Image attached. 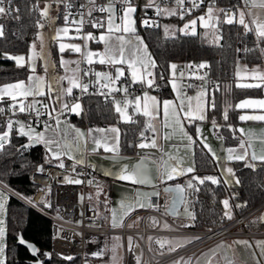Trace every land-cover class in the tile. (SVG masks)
Here are the masks:
<instances>
[{
    "label": "trees",
    "instance_id": "obj_1",
    "mask_svg": "<svg viewBox=\"0 0 264 264\" xmlns=\"http://www.w3.org/2000/svg\"><path fill=\"white\" fill-rule=\"evenodd\" d=\"M39 0H17L11 13L1 22L4 35L0 37V83L9 82L25 77L26 69L18 67L7 54L26 52L29 43L35 38L37 22H41V15L38 7ZM222 6H233L240 4V0H215ZM60 12L61 9H59ZM148 10L137 8L135 12L136 32L143 38L148 46L153 59L156 61V68L153 69L154 77L163 75L159 83L161 91L159 96L165 95L168 90L166 77L170 70L171 63L178 64L182 61L202 62L208 65V72L218 83L209 101L215 102V108L207 110V119H213L218 127L214 130L216 136L222 137L225 145L237 143L235 131L229 128V123H235L234 103L243 97L258 96L259 88H240L235 85L229 75L234 69V47L236 43L248 51L243 54L242 61L246 64H260L261 57L259 49L264 48V39L258 41L253 31L247 32L237 22L227 24L225 21L216 22L215 27L221 31L216 43H205L201 32L195 36L176 30L172 33H165L164 27L176 24L182 26L184 18L177 15H161L160 24L155 29L140 25V17ZM125 79L122 78L121 82ZM0 103H4L3 101ZM84 115L74 120L78 123H87L98 126H106L116 122V113L113 110L112 102L97 96H88L83 103ZM227 110L228 119H224V112ZM72 118V116H71ZM136 123H119L121 127L120 144L121 151L128 152L134 146L133 126ZM191 135L193 129L189 126ZM192 145V161L194 171L187 176L204 178L215 177L218 184L205 181L199 184L197 181L196 201L194 205L191 226L195 229L210 230L218 228L230 221L225 216L223 201H229L232 217L240 216L253 209L264 200V162H256L255 167H246L241 161L232 162L235 176L239 180L234 186L225 184L217 170L215 161L205 148L196 140ZM26 141L24 136L10 133L8 143L3 150H0V184L11 192L29 198L35 185L30 181L29 175L38 164L44 165L43 152L38 144L20 147ZM132 142V143H131ZM176 178L170 182H177ZM240 205V207H237ZM4 255L5 264H30V261L38 258L41 264H79L78 257L71 259L57 256L49 251L50 221L37 211L27 207L9 194L4 209ZM246 223V222H245ZM243 223V224H245ZM20 233L26 241L32 242L36 247V257H32L28 251L16 243V234ZM45 252L48 255L45 258Z\"/></svg>",
    "mask_w": 264,
    "mask_h": 264
},
{
    "label": "snow or ice",
    "instance_id": "obj_2",
    "mask_svg": "<svg viewBox=\"0 0 264 264\" xmlns=\"http://www.w3.org/2000/svg\"><path fill=\"white\" fill-rule=\"evenodd\" d=\"M57 2H62V0H57ZM115 2H118L122 4L121 12L123 13L122 16L119 17L120 23H115V3L114 0H108L107 5H97L96 0H88V3L92 5V7L88 8L87 15L91 17L93 11H100L102 13L106 12L109 13L107 17V25H106V31L101 33L99 37L93 35L92 33H87L83 37L80 36L82 31V26L84 24V13H80L81 19L79 21L72 20L71 23L76 25L75 32L76 36L72 37V39L76 38H83L85 40L84 43V51L82 52V48L78 44H66V43H59V51L60 53H64L66 49H71L72 51L76 53H81L83 56V59L89 64L93 63H99L101 65H108L112 66L114 68V75L110 73H104V72H94L93 74L97 78L94 83L100 84L101 89H108L107 92L100 91L98 94L103 95L107 97L112 92H118L123 91L127 93V88H119L115 87V85L121 80L122 77L125 76V71L130 72L131 76V83L135 84L137 82L141 83L142 85H146L148 88H152L155 83V77L153 69L156 68V61L153 59L151 53L148 51V46L144 42L143 38L137 35L136 33V27H135V20L133 18L135 12L137 11L136 7L133 5L132 0H115ZM203 0H201V3ZM245 4H248V0H244ZM175 3L177 5L181 6V12H180V18L183 19L184 14L190 13V9H183L184 0H175ZM5 0H0V16L10 14L11 9L6 8L4 6ZM8 4H11V0H8ZM147 7H155L157 15H160L162 12L166 13L167 15H176L177 11L175 8L173 9H162L159 5L155 4V0H149V3L146 5ZM251 7H259L264 8V0H251ZM49 6H46L43 10L40 11V15L42 17L47 18L48 17V9ZM66 7H72L71 4H67ZM81 7H84L81 5ZM193 7H198V4L195 3V0H193ZM223 12L225 16V22L227 24H233L236 22V13H232L229 15V10L225 9H214V7H208L207 9V17L208 19L205 20L204 16L198 17V20L201 22L202 27H209L210 22L213 19H219V17H214L213 12ZM69 14H66L64 16L65 20V27L59 29L56 33V39L58 41L62 40L63 37L68 36L69 33V27L67 26L69 24ZM248 15H251V13H248ZM146 26H151L148 21L143 22ZM238 23L242 25L247 32L254 31L255 35L257 37V40L260 41L261 39H264V23H258L257 20H252V24L255 25V29L250 27L248 23L245 21V12L243 10H239V19ZM196 24L197 20L193 19L189 21L188 23H185L183 28L180 29L181 32H183L185 35L191 34L195 36L197 34L196 32ZM37 26L39 28H43L44 25L37 22ZM93 27H99L104 28L105 24L102 21H96L92 23ZM164 31L167 34L169 32L168 26L164 27ZM4 35L3 26L0 25V37ZM215 35V34H214ZM222 37L215 36V39L218 41ZM87 41H95L96 43L103 44V50L102 51H91L88 49ZM41 45L43 50V39L41 38ZM262 53H264V49H262ZM40 55L36 51V44H32V53L31 56L28 57L27 63L31 67V71L35 73V60ZM8 59L15 60L16 65L18 67H24L26 64V60L24 56H7ZM61 65L64 66L68 64V61H65L61 59L60 61ZM77 64V68L73 69V75L72 76H64V77H53V81L59 85V82L61 80L67 79L68 81V87L67 88H57L56 91V97L54 103H58L59 109L57 107H53L51 105H43L44 111L41 112L40 108L35 107V104L39 103V101H33V103L28 104L25 106V104L22 101H17V97H22L23 99H27L28 97H37V96H45L50 95L54 89L52 83H47L45 81L44 77L41 76H29L28 77V83L26 84L24 81H19L14 84H9L4 86L3 88H0V99H3L4 96H8L11 98L12 101H16L17 103H13L11 105L12 109H16L18 105V111L21 113L29 112L35 113V117L37 120H39L40 116L47 115L48 120L44 122V131L42 132H36L34 128H32L31 125L27 126V131L25 130V124L19 123V133L21 135L27 136L28 140L33 143H43L45 147L49 149L53 153V157L57 160L60 159L61 156H67L69 159H72V153L73 152H80L81 155L84 154L86 151V145L88 144V136L91 135V131L86 135L81 130L74 128V126L66 125L61 120V115L66 112L75 113L77 115L80 114L82 111V106L78 102L79 98L76 99L77 102H74L69 105L68 102H61L62 96H69L71 97L73 94V89L78 88L80 89L82 94L88 93L89 90V83H81L78 73L80 71L79 69V63L80 61L75 62ZM126 65V69L125 66ZM172 69V75L175 77L176 75V68L177 66L175 64L170 65ZM208 67L207 64L202 63L200 65H197V68L203 69ZM66 71L68 69L66 68ZM92 72L91 69L84 72V75L87 76L89 73ZM180 75H183V73H180ZM239 71L237 72V76H239ZM201 80H205V76H199L198 77ZM252 78L254 80H258L260 82L258 83H239L237 84V87L240 88H259L261 87V83H264V74L258 73L257 70H253L252 72ZM161 79H163V75H161ZM103 81V83H101ZM206 81L205 86H203V90L197 94V105L195 108L189 103L187 110L184 109L183 103L181 102V105L177 106L172 101L165 100L162 102V111L164 115V121L163 126L165 128H168L170 126V118H169V108L170 106L174 109H177L174 113V124L179 127V131L183 133V136L187 138L188 141V147H191L193 144L196 143V141L193 139L192 136H190L186 131L183 129V124L181 123V117L180 113H183L184 118H191V120L199 119L201 121L206 119L205 115V108L206 106L215 108V102L208 101L205 98L208 96V89L206 87ZM188 87H191V85H188ZM45 88H47V92L45 91ZM173 88H176L175 83H173ZM97 94V93H92ZM192 98H189L191 100ZM144 106H143V115L151 117L152 120L157 118L158 113L161 111V102L157 100L155 96H148L147 93H145L144 97ZM152 101V109L150 110L148 101ZM115 104V110L117 113L123 117V119L127 121H131L132 117L127 114V108L129 105L132 104V101L125 99L124 101V108L122 109L120 107V101H114ZM238 108H255L259 107L260 109H264V100H245L239 105H237ZM135 111L139 112L141 111V98L137 97L135 100ZM5 109L0 108V114H4ZM15 115V112H13ZM224 119H228V113L227 110L224 112ZM240 120H252V121H264V114L260 115H241L239 117ZM213 128L218 127L216 124V121H212ZM229 127H231L229 125ZM13 128V121L9 120L7 122V131L0 134V150H3L5 147V144L8 143V137L12 131ZM148 128L151 129L153 132L156 131L155 126L151 123V120L148 122ZM69 129L74 132V135H71ZM99 131L103 132L104 129H100ZM110 131L112 133H115L116 135L112 137L114 143L111 145L108 142L107 137L103 138V140L95 139L93 138L92 143L94 144V147L92 148V152L96 153L100 148H103L104 152L106 153H114L118 154V141H119V129L117 128H111ZM176 131V128H173V133H165L163 136V139L168 140L172 134H174ZM241 135H247L249 140L256 137L255 133L248 132L245 133L244 129H239ZM197 133H200V129L197 128ZM71 135V139H69V136ZM143 136V133H141ZM260 138L264 139V132L260 134ZM147 137H144V140L147 141ZM220 139H223L220 137ZM200 143L203 145L204 148H207L209 152H213V149L210 147V145L207 142V138L200 140ZM251 145H249L250 147ZM27 147V146H25ZM138 147L140 149H157L159 152H161L164 155H168V160H164L162 157L158 162V167L161 170L160 175L157 177L160 180H172L178 175H183L185 173H192L195 169L193 166L189 165L188 167H181L180 161L178 157L166 153L165 149L163 147H160L157 145V139L153 138L150 142H141L139 143ZM240 149H243L242 152H238L236 149L229 148L227 150L228 155L227 159L229 161L231 160H237V161H243L248 156V148L245 147V142L242 140L239 145ZM213 156L215 157V153L213 152ZM260 160L261 162H264V155L257 156L255 152L252 153V161ZM170 161H176V165L173 166V164L170 163ZM79 163H83V160H80ZM143 164V161L140 162V164L136 165V168L139 169L140 166ZM60 168L64 167V163L61 160L60 163L57 165ZM246 167L254 168L255 165L252 162H248L245 164ZM179 169V170H178ZM41 171L43 169H40ZM227 173L235 177V173L231 167L227 168ZM119 178L123 180H130L132 183L135 184H152V180L149 176H140L137 174V171L133 170L129 172L128 168L125 167L123 171L119 174ZM192 180H197L199 184H204L205 181H211L212 184H218L219 180L212 176H207L204 178L200 177H192ZM69 183H76L80 184L82 183L81 180H69ZM228 182V181H226ZM91 183V181H89ZM236 183H239V180H236ZM153 187H155L154 184H152ZM194 185L192 184L191 180L187 184V188H193ZM185 187L177 185L175 188H166V192H173L176 193L177 196L172 201V208H173V214H175V207L176 203L183 201V193L185 192ZM198 190V189H197ZM159 196V192H153L151 194H146V198L148 200L147 205L142 200H134L131 202H122L121 203V209H123L119 223L116 220L117 212L115 209L112 210V227H123V221L126 216H128L132 211L135 210V208L138 206L140 208L148 207L152 208L151 204V196ZM3 194L0 193V197H2ZM225 209L229 208V201L226 199L223 201ZM237 207H240V205H237ZM4 206L3 203H0V212H3ZM158 210V207L157 209ZM189 217L194 220L195 216L192 213H188ZM225 216L229 219L232 218L231 212L226 211ZM261 221H264V217L260 218ZM138 222V221H137ZM156 221L153 220V224H155ZM4 221L0 219V241H2V238L4 236V227H3ZM133 225H128V227H132ZM188 226V225H184ZM165 228H168L169 226L167 224L164 225ZM151 239V238H150ZM21 244H25L26 242L23 240V238L19 241ZM190 242V241H189ZM158 244H160L161 248H163L166 244H171V241H157ZM236 243L244 245L246 248L250 247L247 241H237ZM129 244L131 245V237H129ZM33 253L36 252V249L31 245H27ZM182 246V245H180ZM258 246H260L262 249H264V242H258ZM175 247H170L169 251H175ZM3 253H4V246L3 243L0 242V264H5V261L3 259ZM50 255V254H46ZM68 259H71V257H68ZM137 264H140V259L137 257ZM176 264H179V261L176 262ZM185 264H190V262H185ZM197 264H200L198 261ZM207 264H211V261H207ZM228 264H233L232 260L228 261Z\"/></svg>",
    "mask_w": 264,
    "mask_h": 264
},
{
    "label": "crops",
    "instance_id": "obj_3",
    "mask_svg": "<svg viewBox=\"0 0 264 264\" xmlns=\"http://www.w3.org/2000/svg\"><path fill=\"white\" fill-rule=\"evenodd\" d=\"M40 1L50 2L49 0H39L37 2L38 7H39ZM137 1L138 0H132L133 3H136ZM142 1L149 2V0H142ZM50 4L52 6V11L50 12L51 17L49 18L48 22L45 21V22H47V24L44 23V27H43L44 31H42V33H41L43 36V50H42V45H41L40 41H38V40L34 41V43L36 44V51L38 53H40V50L43 52V53H40V55L35 60V73H33L31 71V67L29 66L27 61H28V57H30L31 53H32V44L33 43H31V42L36 39V35L38 33L39 27L37 28L35 38L33 40H31V42H30L31 44L29 43L26 52L20 53V54H24V57L26 60V64L24 66V68L26 69L25 77L22 79H17V80H13V81H9V82L0 83V88H3L4 86L9 85V84L17 83L19 81H24L27 84L28 83V77L35 75V76L44 77L46 84L47 83L53 84L54 91L50 95L37 96L35 98L28 97L26 100L23 99L22 97H17V101H22L25 104V106H27L30 103H33V101L35 100V101H39V103L35 104V107H37V108H43V105H45V104L59 108L60 105L58 103H54L55 97H56L55 89L67 88L69 85H68L67 79L61 80L59 82V85H57L53 81L52 78L53 77L72 76L73 75L72 70L77 68V64L75 63L76 61H80L79 66H80V64L85 65V67H86L85 71H87L89 69L92 70V72H90L89 75H87L89 80L94 79V77H95V75L93 74L94 72H104V73H110V74L114 75V68L112 66L101 65L99 63H93V64L89 65L83 59V56L81 53H76V52L72 51L71 49H66L64 53H60L59 43H61V42L66 43V44H78L81 46L82 52H83L84 51L83 46H84L85 40L83 38L72 39V37H75L77 34L74 30H72L70 28H69L68 36L63 37V39L60 41H58L56 39L57 31L59 29L65 27L64 18H63L62 12H60V10L57 9V6L51 2H50ZM243 5H244V7H243ZM250 5H251V0H248L247 5L245 4L244 0H240V4L235 6V8L232 10V13L234 12L237 14V12L239 10H243L245 12V14L247 15L248 8L263 9V8H259V7H251ZM122 14L123 13H121V16H122ZM163 14L168 16L166 13H163ZM176 15L178 17V13ZM213 16L219 17V19L218 20L213 19L210 22V26L208 28L212 27V29L210 30V33L216 35V30H218L219 28L215 27V23L216 22L221 23L222 21H225V16L222 15L221 12H218V11H214ZM119 17H116V19L114 21L115 23H120ZM133 18L135 20V27H136L137 22H136L135 14H134ZM41 19H42L41 20V22H42L45 18L41 16ZM184 19L186 21L185 23H188L189 21L196 19V18L186 16ZM196 20H197L196 32H203V30L207 29L205 27H204L205 29H202V27L200 26L201 22L198 19H196ZM103 23L105 24L104 28L91 29L88 27L80 34V36L83 37L87 33H92L93 35L99 37V35L101 33L106 31L107 18H105L103 20ZM182 26H184V25H182ZM253 34H254L255 38L257 39L254 31H253ZM87 44H88V49L91 51H102L103 50V44L96 43L95 41H87ZM262 49H264V48L259 49V54L261 57V63L260 64L248 65L244 61H241L248 68V70H251V71L257 70L258 73L264 74V56L262 53ZM44 53H45V55H44ZM14 54L16 55L18 53H14ZM14 54H12V55L7 54V56H10V55L15 56ZM61 59L68 61L69 63L62 66L60 63ZM12 61L16 64L15 60H12ZM198 63L202 64V62H198ZM176 66H177V64H176ZM124 67L126 69V65ZM66 68L68 69V71H66ZM233 72H234V69H233ZM79 74H80V71L78 73V77H79ZM122 78L125 79L124 80L125 83L132 84L130 72L127 71V69L125 71V76ZM122 78H121V80H122ZM166 81H167L168 90L165 93V95H163V96H159L158 93L151 91V90L145 91V93H147L148 96H155L157 98V100L161 102V111L158 113L156 119L152 120L151 117L143 115V106L145 103L143 100V97H144L145 93L140 94V95H136L132 98H129V97L125 98L127 100L132 101V104L129 105L127 108V114L129 115V112L131 111V112L135 113L137 118L140 119V122L137 125L133 126V128H135L134 138L136 136L140 135L141 133H145L147 130H150L153 134V137L151 139L156 138L157 139V145L160 147H163L165 149L166 153L172 154V155L178 157V159L180 161V166L186 168L189 165L193 166L192 146L191 147L187 146L188 145L187 138L184 137L183 133H181L179 131V127L174 124V113L177 109H174L173 107L170 106V108H169L170 126L168 128H165L163 126L164 115H163V111H162V102L165 100L172 101L177 106L181 105V102H182L184 109L187 110L189 103H191L193 108H195V106L197 105L196 97H197L198 93H195L192 90H190L187 94H185L183 92L184 84L178 78L177 70H176L175 77L172 75V73L169 70V73L166 77ZM119 82L116 84L117 87H119ZM233 82L235 83V85H237L239 83H258L260 81L254 80L253 78L248 79V80L235 81L233 78ZM173 83H175V85H176L175 89L173 88ZM135 84H141V83L137 82ZM76 89L77 88L73 89V93ZM259 90H260V94L258 96L243 97V98L238 99L234 103L236 121H235V123H229L227 125L228 127L230 125L231 127H229V128H232L235 131V135L237 137V143L234 145L223 144L222 139H220L219 136L215 135L214 130L217 127L213 128V124H212L213 119H207V110L210 108V105L206 106V108H205L206 119L203 121H201L199 119L191 120V118H184L183 113L182 112L180 113L181 123L183 124L184 131H186L190 136L194 135V137L196 138V140L199 143H200V140L204 139L205 137L207 138V142L210 145V147L213 149V152L215 153V157L213 156V152H209L207 148H205V150L209 153V155L215 161H217L218 173L221 176L222 180L225 182V184H227L229 186H234L237 184L236 183L237 177L235 176L233 178L226 171L228 167L232 168V162L237 161V160L229 161L227 159V155H228L227 150L229 148L236 149L238 152H242L243 149H240L239 145H240V142L243 140L245 142V147L248 148V153L251 150V152L253 153V151H254L258 157L264 155V139L260 138V134L262 132H264V121H252V120L242 121L239 119V117L241 115L264 114V109H260L259 107H255V108H251V107L250 108H238L237 107V105H239L240 103H242L245 100H264V83H261V87H259ZM45 91L47 92V88H45ZM213 91L208 93V96L205 98L206 100H208V101L210 100V97H211V94ZM86 97H88V96H86ZM137 97L141 98V111H139V112L135 111V100ZM68 98H69V96H62L61 102H66V100ZM189 98H192V99L189 100ZM84 99H83V102L81 104L82 111L80 112L79 115L70 112L69 117L62 119V122H64L66 125L74 126V128L81 130L86 135L91 131V135L88 136V144L86 145V151L84 152L83 155H81L80 152H73L72 153V156H73L72 160L75 162H79L80 160H83V162L87 161V162L92 163L96 172L106 176L108 178V180H110L105 185L98 187V188H100L103 193L106 190V192L104 194L106 197L110 191L112 192V190H113L115 192V199L118 200V206L116 208V212H117L116 220L119 223L120 215L123 211V209H121V203L122 202L126 203V202H131V201L139 199V200H142L147 205L146 194H149L150 191L155 192V188L152 186V184L155 185V180L157 178V170H156V166H155V161H157L158 159H161V157L164 160H168V155L162 154L157 149H140L138 147V145L137 146L134 145L133 147H131V150L128 152H122L121 151V144H120L121 127H120L119 123H126V121L115 110L114 101H118L117 99H113L111 101L112 106H113V110L115 111L116 118H117L115 123L109 124L106 126H98V125H93V124H87V123L85 124V123L76 122L73 117L78 118V117L84 115V109H83L84 108L83 107ZM2 101L7 105H12L13 103H17L16 101H12L11 98L8 96H4L3 99H0V102H2ZM148 105H149V108L151 110L152 109V101L149 100ZM121 108L123 109L124 107H121ZM17 109H18V105H17ZM71 116H72V118H71ZM150 120H151V123L155 126V129H156L155 132H153L151 129L148 128V122ZM216 124H217V122H216ZM189 126H191L193 129L192 135L189 131ZM174 127L176 128L175 133L172 134L168 140L163 139V136L165 135V133H173ZM111 128L119 129V133H118V136H119L118 154L106 153V152H104L103 148H100L98 150V152L93 153L92 152V148L94 147V144L92 143L93 138L103 140V138L107 137L110 145L112 143H114L112 137L115 136L116 134L112 133L110 131ZM197 128L200 129L199 134L197 133ZM18 129H19V126H18ZM18 129H17V132H15V134L21 135L19 133ZM34 129L36 132L44 131V127L34 128ZM100 129H104L105 131L101 132V131H99ZM239 129H244L245 133H248V132L255 133L256 137L249 140L247 135H241ZM25 130L27 131V127H25ZM69 131H70L71 135H74V132H72L71 129H69ZM71 135L69 136V139H71ZM21 136H24V135H21ZM24 137L26 138V141H27L28 140L27 136H24ZM151 139H150V141H151ZM36 144H38L42 149L43 156H44L43 157L44 164L53 163V162L57 163L62 157H67V156H61L60 159L57 160L56 158L53 157V153L51 151H49V149L47 147H45V145L43 143H36ZM249 145H251V146L249 147ZM141 161H143V164L140 166L139 169H137L136 165L140 164ZM241 162L244 165L248 162H252L255 165L256 162H261V161L260 160L252 161V159L250 158V153H249L248 156L246 157V159L241 161ZM170 163L173 164V166L176 165V161H170ZM125 167L128 168L129 172L135 170V171H137V174L140 176H149L152 180V184L138 185V184L132 183L130 180L120 179L119 174L123 171V169ZM160 172H161V170H160ZM189 174H191V173H185L183 175H178L174 179L181 178V180H179L180 182L188 184V182L190 180L192 181V177H193V176H187ZM174 179H172V180H174ZM170 181L171 180H167V179L163 180V182H166V183L170 182ZM195 181H197V180H195ZM226 181H228V182H226ZM142 185H144V186H142ZM98 188H91L92 191H90V189H88L90 191V194H91V198H90L91 201L90 202L95 207L98 216L102 220V224L107 226V225L111 224L112 210L113 209L111 210V208H109V210H108V208L103 207L101 196L97 197V203L95 201L93 203V201H92V198L94 196L93 190L98 189ZM6 190H8V189H6ZM184 205L185 204H182L181 208ZM185 207H186V205H185ZM223 207H224V204H223ZM145 208L146 207L140 208L137 206L135 208V210L132 211L128 216H130L136 212H138V214L134 215L129 220L128 225L138 226L140 224V219L142 216L141 212ZM187 210H188V208H187ZM226 211L231 212L230 207L228 209H225V207H224V212H226ZM128 216H126L124 218V220ZM231 216H232V212H231ZM174 217H175L174 221L176 222V224L181 223L180 222L181 218H186V217L178 216L177 212H176V215ZM236 217H238V216H236ZM236 217H232L230 219V221ZM261 217H264V206L259 207V209L249 219L246 220L245 224L237 226L235 228V230L238 232L247 231L250 233H252V232L253 233L264 232V221H261V219H260ZM147 223L152 224L153 218L149 217L147 219ZM165 224H167L165 221L160 222L161 227H164ZM159 239L160 238L154 239L151 242V248L155 252H163L165 250H169L170 247H177V246L182 245V244H184L190 240L189 238H185V237L166 238V240H171L172 243L169 247L164 246L163 248H161L160 244L157 243V241H159ZM119 240H118V247L123 248V246L121 244V240L120 241ZM237 241H247L248 244L250 245V247L246 248L244 245L236 243ZM258 242H264V235L263 234H258V235L249 236V237L242 236V235H237V236H233V237H224V238L218 239L217 241H215L211 245H209V246L205 247L204 249L200 250L199 252H197L196 255L192 259H190L189 257H185L182 260H179V264H185V262H190V264H197L198 261L200 262V264H207V261H209V260L211 261V264H228L229 260H232L233 264H264V249H262L260 246H258ZM132 245H133V247L135 246L136 248H138V251H139L138 257H139V259H141V250L139 248V245H138L137 241L131 237L130 247L127 248L126 245L124 246V249L127 253L126 264H137V256L134 254V250L132 248ZM107 247H108V243L106 241H103L102 252L105 251L107 249ZM119 254H121V253L119 252ZM122 254H123V249H122ZM3 259H5V255L3 256ZM176 262L177 261L172 262L171 264H176Z\"/></svg>",
    "mask_w": 264,
    "mask_h": 264
},
{
    "label": "built area",
    "instance_id": "obj_4",
    "mask_svg": "<svg viewBox=\"0 0 264 264\" xmlns=\"http://www.w3.org/2000/svg\"><path fill=\"white\" fill-rule=\"evenodd\" d=\"M17 0H11V4H8V0H5L4 6L10 8L11 11ZM51 3L57 6V9H61L63 18L66 14H69L70 29L75 31L76 25L72 24V20L79 21L81 19L80 13H84V24L82 26L81 33L86 28L96 29L99 27H93L92 23L96 21H102L108 17L109 13H102L100 11H93L91 17L87 15L88 8L92 7L88 0H49ZM116 17L121 16L122 4L115 2ZM149 2L138 0L133 3L137 8L148 10L144 12L140 17V22L143 26L149 29H155L160 24V15H157L155 7H147ZM198 7H193V0H184L183 9H190V13H185L184 16L195 17L198 19L200 16L207 17L208 7H214V9L231 10L229 15L232 14L233 6H222L215 0H195ZM67 4H71L72 7H66ZM97 5H107L108 0H96ZM155 4L159 5L162 9L175 8L178 15L181 12V6L175 3V0H155ZM83 5L84 7H81ZM244 7V5H243ZM11 13V12H10ZM224 15L223 12H221ZM0 16V22H2L7 16ZM180 16V15H179ZM148 21L151 26H146L143 22ZM65 25V20H64ZM216 35L220 36L221 31L216 30ZM248 50L242 48L239 43H236L234 47V68L237 63L242 61L243 54ZM200 65L195 61H182L177 64L178 78L183 82V92L187 94L190 90L195 93H199L203 90V86L208 89V93L217 89L219 83L209 75L208 67L200 69L197 68ZM80 74L79 79L81 83H89L88 93L82 94L80 89H76L71 97L66 102L71 106L72 103L77 102L74 98H79L78 102L82 104L83 99L86 96H97L107 101L117 99L120 101V107H124V101L126 97L132 98L136 95L145 93L146 90H151L156 93L161 91V74L155 78V83L152 88H148L146 85L130 84L125 82H119V88H127V93L123 91L112 92L107 97L99 95L100 91L107 92L108 89H101L100 84L94 83L96 80H89L83 73L86 70L84 64L79 66ZM183 73V75H180ZM205 76V80H201L199 76ZM233 80L234 74L229 75ZM103 83V81H101ZM191 85V87H188ZM97 93V94H92ZM0 108H4V114H0V134L7 131V122L13 121V133L17 132L19 123H24L25 127L31 125L32 128L44 127V122L48 120L47 115L40 116L39 120L36 119L35 113L24 112L21 113L18 109H12L11 105L0 103ZM59 109V108H57ZM41 112L44 111L40 108ZM15 112V115L13 114ZM70 112H66L61 115V120L69 117ZM129 116L132 117L129 123H136L137 116L133 112H129ZM19 122V123H17ZM147 137V141L144 140ZM153 137L150 130L136 136L133 140L134 145H139L141 142H149ZM63 161L64 167L60 168L57 165L60 161ZM155 161L157 170V177L160 175V169L158 162ZM40 169H43L42 171ZM30 181L35 185L32 193L27 199H17L26 202L28 207L37 211L50 221V233H49V251L57 256L68 258L78 257L79 264H116L118 240H121L123 246V254L120 255V262L118 264H126L127 253L124 249L126 237L134 238L141 250L140 264H171L172 262L182 260L185 257L192 259L197 252L211 245L218 239L224 237H233L237 235L242 236H254L263 234L264 232L250 233L247 231L238 232L235 228L242 225L249 219L261 206H264V200L255 206L253 209L246 213L232 219L228 223L210 230L195 229L191 226L192 219L190 217L181 218L180 224H176L175 217L169 216L165 207L168 201L169 193L162 190L163 186L169 182H163L156 178L155 180V192H159V196H151L152 208H146L141 212L142 216L140 224L138 226L128 227L129 220L138 212L128 216L124 222L123 227L113 228L111 224L105 226L102 224L101 218L98 216L95 207L91 204V194L89 188H98L105 185L108 178L102 174L96 172L92 163L84 161L83 163L75 162L68 157H62L57 163H46L44 165H37L31 170L29 175ZM79 179L82 181L80 184L69 183V180ZM91 181V183H89ZM193 188H187V183H183L185 187L184 198L182 204H185L190 213L194 212V205L196 201L197 181L192 180ZM5 190L7 189L0 184ZM9 192V190H7ZM148 203V200H147ZM158 207V210H156ZM152 217L156 221L155 224H148L147 219ZM165 221L168 224V228L161 227L160 222ZM188 225V226H184ZM171 237H185L189 238L190 242L182 244V246L175 247V251L165 250L163 252H155L151 248V242L158 238H171ZM151 238V239H150ZM119 240V241H120ZM101 241H106L108 247L105 251L101 252ZM120 243V242H119ZM122 256V257H121Z\"/></svg>",
    "mask_w": 264,
    "mask_h": 264
},
{
    "label": "rangeland",
    "instance_id": "obj_5",
    "mask_svg": "<svg viewBox=\"0 0 264 264\" xmlns=\"http://www.w3.org/2000/svg\"><path fill=\"white\" fill-rule=\"evenodd\" d=\"M49 5H50V7L48 9V17L47 18L44 17L45 19L42 22H39L40 24H43V25H44V23L47 24V22L49 21V18L51 17L50 16V12L52 11V6H51L50 2H48V1H40L39 2V11L43 10L46 6H49ZM248 13H251V15H248ZM178 17L180 18L179 15H178ZM183 17H186V16H183ZM160 19H161V17H160ZM238 19H239V11L236 14V22H238ZM252 20H257L258 23H264V8L263 9L248 8L247 15L245 14V21H246V23H248L250 25V27H252L253 29H255V25H253L251 23ZM45 21H47V22H45ZM185 22L186 21L184 19V22H183L182 25H184ZM0 25H1V22H0ZM140 25L143 26V24L141 22H140ZM168 28H169V33H172L173 34L176 30H179L180 31V29H182L183 26L177 27L176 24H172ZM202 29H205V28L202 27ZM211 29H212V27L211 28H208L207 27V29L203 30V32L200 33L201 34V37L203 38V42H205L207 44H209V43H216L217 42V40L215 39V36L216 35L210 33V30ZM42 31H44L43 28H39L38 33L36 35V39L33 40L31 43H34V41H36V40L40 41V43H41V38L43 39V36L41 34ZM40 53H43V52L40 50ZM44 55H45V53H44ZM15 56H24V54L18 53ZM263 56H264V53H263ZM172 64H175L176 65V63H171V65ZM238 71L240 73L239 76H237V72ZM170 72L172 73L171 67H170ZM252 72L253 71L248 70V68L244 65V63H242V62L241 63H237L235 65L234 72H233V74H234V80L235 81H240V80L252 79ZM163 78H165V77L163 76ZM115 87H117V86L115 85ZM138 185H141V184H138ZM142 186H144V185H142ZM89 189H90V191H92L91 188H89ZM9 192L7 190H5L3 187L0 186V193L3 194V196L0 197V203H3L4 209H5V204H6V201H7V198H8V195L9 194L13 195L16 199H17V197L19 199L20 198L21 199H27V198H23V197L15 194L13 192H11L10 190H9ZM105 192H106V190L103 193L100 188L94 189L93 190V195L94 196L92 198L93 203H94V201L97 203V197L101 196L102 197L103 207L108 208V210H109V208H111V210L112 209H115L116 210V208L118 206V200L115 199V192L113 190H112V192L110 191L109 194L107 195V197L104 195ZM152 192L153 191H150L149 194H151ZM19 201L28 207V205L26 204V202H24V201L22 202V200H19ZM90 201H91V199H90ZM188 213H189V211L187 210V208L185 207V205L181 209H179L177 211V215L178 216H182V217H189ZM0 219H2L4 221V210H3V212H0ZM3 227L5 229V222L3 224ZM162 240H166V238H160L159 239V241H162ZM166 241H171V240H166ZM0 242H2L3 243V246H4V236L2 238V241H0ZM125 245H126L127 248L130 247L129 237H126V239H125ZM170 245L171 244H166L165 246L166 247H169ZM132 248L134 250V254L138 257V255H139L138 248H136L135 246L133 247V245H132ZM119 252L121 254H119ZM116 254H117V259H115V260H116V264H118L120 262V255H122V248L121 247H118V249L116 251ZM3 256H4V253H3Z\"/></svg>",
    "mask_w": 264,
    "mask_h": 264
},
{
    "label": "water",
    "instance_id": "obj_6",
    "mask_svg": "<svg viewBox=\"0 0 264 264\" xmlns=\"http://www.w3.org/2000/svg\"><path fill=\"white\" fill-rule=\"evenodd\" d=\"M94 79L96 80L97 78L94 77ZM35 144H36V143L30 142L29 140H27V141H25L24 143H22V144L20 145V147H22V148H26L25 146L28 147V146H33V145H35ZM249 153H250V158L252 159V152H251V150H250ZM177 185L183 186V183L180 182V181H177V182H169V183H167V184H165V185L163 186L162 190H163L164 192H166V191H165L166 188H175ZM166 193H169V197H168V201H167V204H166V207H165V211H166V213H167L169 216L174 217V216L176 215V212L181 208V206H182V202H183V201H182V202H178V203H176L175 214H173L172 201H173V199L177 196V194H176V193H173V192H166ZM183 198H184V193H183ZM21 238H22V236H21V234L18 232V233L16 234V243H17L18 245L24 247L32 257H36V252L33 253V251L27 246L28 244H31V245L36 249L35 245H34L32 242L26 241L25 239H23V240H24L26 243H25V244H21V243L19 242ZM46 254H48V253L45 252V258L48 256V255H46ZM30 264H41V262H40V260H39L38 258H36V259L30 261Z\"/></svg>",
    "mask_w": 264,
    "mask_h": 264
},
{
    "label": "bare ground",
    "instance_id": "obj_7",
    "mask_svg": "<svg viewBox=\"0 0 264 264\" xmlns=\"http://www.w3.org/2000/svg\"><path fill=\"white\" fill-rule=\"evenodd\" d=\"M100 245H101V252H102V249H103V241H101Z\"/></svg>",
    "mask_w": 264,
    "mask_h": 264
}]
</instances>
